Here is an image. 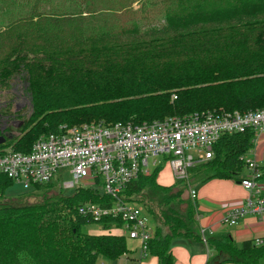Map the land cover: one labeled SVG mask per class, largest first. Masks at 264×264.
Segmentation results:
<instances>
[{"label":"trees","instance_id":"1","mask_svg":"<svg viewBox=\"0 0 264 264\" xmlns=\"http://www.w3.org/2000/svg\"><path fill=\"white\" fill-rule=\"evenodd\" d=\"M21 76L30 114L0 136L23 153L62 127L262 110L264 0H0V87ZM251 147L250 132L222 136L213 158L190 170L189 178L199 184L239 180L241 158ZM162 170L159 165L139 175L121 199L143 194L180 212L188 185L160 184ZM259 170L264 185V164ZM13 184L0 175V264H97L130 253L127 239L111 233L123 227L120 219L94 224L78 214L85 203L112 206L111 197L83 188L65 197L51 185H36L37 202L16 204L5 196ZM184 202L188 222L175 212L161 214L169 232L162 239L154 235L147 250L156 264H174L173 239L201 242L193 203ZM90 225L102 233H87ZM261 242L237 248L224 236L207 246L222 263L259 264Z\"/></svg>","mask_w":264,"mask_h":264},{"label":"built area","instance_id":"2","mask_svg":"<svg viewBox=\"0 0 264 264\" xmlns=\"http://www.w3.org/2000/svg\"><path fill=\"white\" fill-rule=\"evenodd\" d=\"M246 132L252 133V143L257 135L264 134V109L194 113L141 125L92 123L62 127L55 134L38 138L27 153L5 143L0 145V175L24 189L51 185L75 191L96 185L100 192L114 199L113 205L85 203L78 208V214L94 224L107 217L120 219L123 227L114 231L139 243L142 261L148 257V243L154 238V230L150 214L142 204L121 199L126 187L139 175H149L161 165L157 158L162 157L173 180L187 183L195 208L197 192L189 184L190 170L213 158L214 147L222 136ZM241 160L245 176L238 182L248 196L240 206L224 212L221 224L225 226H234L247 216H264V185L259 166L245 156ZM66 177L69 180L60 185ZM202 241L205 242L203 236Z\"/></svg>","mask_w":264,"mask_h":264},{"label":"crops","instance_id":"3","mask_svg":"<svg viewBox=\"0 0 264 264\" xmlns=\"http://www.w3.org/2000/svg\"><path fill=\"white\" fill-rule=\"evenodd\" d=\"M245 157L255 161L259 167L263 166L264 134L255 137ZM171 180L164 186L172 184L173 179ZM193 188L197 192L194 210L196 230L201 242L190 244L182 238L173 239L170 250L174 256V264H232L222 263L224 258L215 255L207 246V241L214 238L228 236L237 248H241L246 241H264V216H247L234 226L221 224L224 212L240 206L248 196L237 179H211ZM202 236L205 242L202 241ZM149 259L145 263L138 262V264H156L155 259ZM259 264H264V259Z\"/></svg>","mask_w":264,"mask_h":264},{"label":"rangeland","instance_id":"4","mask_svg":"<svg viewBox=\"0 0 264 264\" xmlns=\"http://www.w3.org/2000/svg\"><path fill=\"white\" fill-rule=\"evenodd\" d=\"M27 85L24 83V80L22 76L18 79H16L14 82L11 83V85L8 88L0 87V132L4 135V128H10L11 130H14L19 127L21 124L22 119H25L30 114V98L27 94ZM1 135V136H3ZM15 134H13L14 136ZM10 147H12L10 145ZM5 148V147H3ZM7 148V147H6ZM157 161L160 163L163 167V170L157 177V181L160 184L167 185L172 181V175L171 172L165 162H163V158H157ZM152 160H149V167H151ZM245 176V172H242L240 176L237 178L240 179ZM69 180V177L62 178L60 180V185H62L64 182ZM189 182L192 187L199 186V183L196 179L193 177L189 178ZM55 184L56 182L53 181ZM91 188L93 190L101 191L99 187L96 185H91ZM177 190H180L181 187H176ZM56 192L61 191L62 195L65 197L72 196L74 193V190H59L58 188H53ZM32 196H31V195ZM39 191L37 189L31 188V189H24L22 186L18 184H13L10 188H8L5 192V196L7 199L12 200L16 204H24V203H35L38 201L37 196ZM145 195H133L129 197L128 199L131 201H135L137 203H141L147 211L150 212L151 217V226L153 228V235H159L162 239L166 234H168L169 230L164 225L163 220L161 219V214L164 213L165 215H168L170 217L173 216V212L175 210H171V207L164 208L159 207L156 203L153 201H150L148 197H143ZM183 203H181L179 207L180 212H175L176 214L180 216V218L184 221V223L188 222L186 220L185 210H186V203L184 202L188 198V190L184 192V195L182 196ZM85 231L89 234H101L102 232L99 231L98 227L95 225H90L89 227L85 228ZM158 232V233H157ZM112 234H119L118 231L112 232ZM127 248L130 251L128 255H124L119 260L110 262L106 260L100 259L97 264H138V262H147L150 260L149 258L147 260L139 261V250L140 245L137 241H132L127 239L126 240ZM142 263V264H143Z\"/></svg>","mask_w":264,"mask_h":264},{"label":"water","instance_id":"5","mask_svg":"<svg viewBox=\"0 0 264 264\" xmlns=\"http://www.w3.org/2000/svg\"><path fill=\"white\" fill-rule=\"evenodd\" d=\"M5 139L3 138V136H0V145L4 144Z\"/></svg>","mask_w":264,"mask_h":264}]
</instances>
